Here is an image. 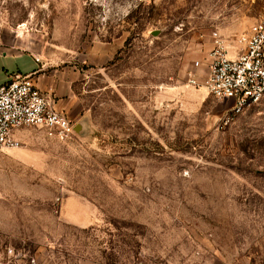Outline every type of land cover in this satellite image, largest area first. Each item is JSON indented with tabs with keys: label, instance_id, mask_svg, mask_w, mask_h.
I'll use <instances>...</instances> for the list:
<instances>
[{
	"label": "rangeland",
	"instance_id": "obj_1",
	"mask_svg": "<svg viewBox=\"0 0 264 264\" xmlns=\"http://www.w3.org/2000/svg\"><path fill=\"white\" fill-rule=\"evenodd\" d=\"M262 17L264 0H0V37L77 72L86 109L71 139L29 127L0 150V253L264 264V99L228 121L232 103L201 84L213 34ZM74 200L94 224L66 219Z\"/></svg>",
	"mask_w": 264,
	"mask_h": 264
},
{
	"label": "built area",
	"instance_id": "obj_2",
	"mask_svg": "<svg viewBox=\"0 0 264 264\" xmlns=\"http://www.w3.org/2000/svg\"><path fill=\"white\" fill-rule=\"evenodd\" d=\"M213 41L209 69L201 84L217 98L232 101L226 115L229 121L264 99V17L234 39L215 32ZM190 82L200 84L194 75ZM29 127L44 128L59 140L75 134L74 123L37 86L35 73H18L0 85V150L20 147L18 131ZM0 264L38 262L28 250L9 247L0 253Z\"/></svg>",
	"mask_w": 264,
	"mask_h": 264
},
{
	"label": "crops",
	"instance_id": "obj_3",
	"mask_svg": "<svg viewBox=\"0 0 264 264\" xmlns=\"http://www.w3.org/2000/svg\"><path fill=\"white\" fill-rule=\"evenodd\" d=\"M9 35V38L0 37V85L12 80L18 73H35L37 86L51 96L55 108L65 113L74 124L79 123L86 115V109L75 87L77 72L51 68L35 53L22 49L15 34ZM62 212L69 222L84 226L94 224L97 213L89 205L75 204V200L63 204ZM79 264L103 263L85 258Z\"/></svg>",
	"mask_w": 264,
	"mask_h": 264
},
{
	"label": "water",
	"instance_id": "obj_4",
	"mask_svg": "<svg viewBox=\"0 0 264 264\" xmlns=\"http://www.w3.org/2000/svg\"><path fill=\"white\" fill-rule=\"evenodd\" d=\"M83 119H84V118H83ZM83 119H82L79 123L74 124V132H75V133L78 132L79 129L81 128V125H82V121H83Z\"/></svg>",
	"mask_w": 264,
	"mask_h": 264
}]
</instances>
